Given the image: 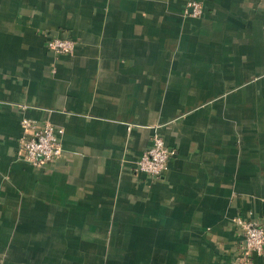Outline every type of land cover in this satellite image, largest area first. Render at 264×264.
Listing matches in <instances>:
<instances>
[{"label": "crops", "instance_id": "1", "mask_svg": "<svg viewBox=\"0 0 264 264\" xmlns=\"http://www.w3.org/2000/svg\"><path fill=\"white\" fill-rule=\"evenodd\" d=\"M24 118L60 157L21 159ZM239 217L264 227V0H0V264H264Z\"/></svg>", "mask_w": 264, "mask_h": 264}, {"label": "built area", "instance_id": "2", "mask_svg": "<svg viewBox=\"0 0 264 264\" xmlns=\"http://www.w3.org/2000/svg\"><path fill=\"white\" fill-rule=\"evenodd\" d=\"M190 6L193 15L202 13L201 4L192 1ZM47 46L59 54H70L76 48V42L70 38H49ZM23 138L21 143V159L34 166H43L53 162L61 156L63 151L62 135L64 129L56 127L50 122L38 124L37 122L24 118L22 120ZM170 150L164 138L155 134L152 144L139 158L135 170L145 173L151 178L160 177L168 168ZM237 224L243 230L244 239L241 252L244 258L252 254H261L264 251V227L253 220L237 218Z\"/></svg>", "mask_w": 264, "mask_h": 264}]
</instances>
